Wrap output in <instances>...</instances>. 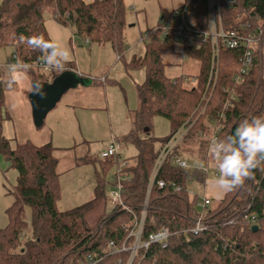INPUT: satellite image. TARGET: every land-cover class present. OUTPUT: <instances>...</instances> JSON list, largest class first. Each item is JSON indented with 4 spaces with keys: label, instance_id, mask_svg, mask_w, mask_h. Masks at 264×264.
<instances>
[{
    "label": "trees",
    "instance_id": "16d2710c",
    "mask_svg": "<svg viewBox=\"0 0 264 264\" xmlns=\"http://www.w3.org/2000/svg\"><path fill=\"white\" fill-rule=\"evenodd\" d=\"M221 0L222 19L227 30L248 33L264 28V0ZM204 10V8H201ZM48 14L56 22L74 29L75 35L91 43L110 44L120 59L124 51L126 7L123 0H3L0 5V49L11 48L18 62L28 65L34 82H52L37 74L38 64L44 54L30 48L21 37L43 34L52 40L45 25ZM150 30V43L143 57H134L125 63V69L144 70L146 80L136 84L139 107L134 111V130L124 141L131 144L138 154L129 159L124 170L129 180L124 182V204L131 213L117 207L110 213L106 209L94 226L87 216L100 208L107 199V176L119 164L98 159L85 164L95 167L96 186L91 201L61 212L58 160L52 144L36 146L31 142L11 147L10 141L0 137V155L11 163L18 173L14 193V205L8 210L9 224L0 231V264H80L89 255L103 258L100 264H127L130 251L108 254L110 243L130 248L133 239L128 238L135 221L141 219L147 200V212L142 241L161 229L175 233L167 248L150 245L138 251L133 264H264V163L253 170L251 178L243 186L228 192L225 198L202 216L207 230L198 236L183 231L192 229L194 221L201 218L197 207L199 198H191L187 186L190 179L206 183V175L200 169H182L173 160L183 156L184 147L196 144L201 160H207V141L201 133L211 134L213 126L220 127L218 139L235 132L239 123L254 116L264 115L263 69L256 56L254 67L240 83L235 78L241 71L244 50L223 49L216 81L211 77L209 45L176 50L174 36H163L162 21ZM13 54V53H12ZM187 56L198 62L196 83L182 77L166 76L164 59L167 56ZM262 59V55H261ZM67 70L69 69L66 65ZM238 99L224 110L229 95ZM3 68L0 67V136L5 117L6 96ZM211 96L208 101L203 97ZM221 113L225 118H221ZM163 117L170 122L171 134L161 141L156 150L152 133L153 119ZM192 125L174 152L165 161L157 179L182 188L160 190L155 186L147 199V185L163 146L184 126ZM30 208L31 236L25 240L28 224L25 209ZM256 217L259 230L252 231L250 219ZM232 220V225L226 220Z\"/></svg>",
    "mask_w": 264,
    "mask_h": 264
},
{
    "label": "rangeland",
    "instance_id": "374dc122",
    "mask_svg": "<svg viewBox=\"0 0 264 264\" xmlns=\"http://www.w3.org/2000/svg\"><path fill=\"white\" fill-rule=\"evenodd\" d=\"M3 0H0V5ZM126 7V27L124 29V51L122 58L110 44H85V39L75 35L74 29L56 22L50 15H45L47 32L52 39L69 49L70 62L67 67L72 71L90 77L93 83L90 87H78L69 90L48 114L41 126H36L32 106L29 99L33 86V77L25 72L23 64L18 62L15 67H9L13 49H0V67L3 68L5 81L6 106L1 138L10 141L11 147L17 144L31 142L36 146L52 144L55 148V158L58 160L61 199L58 209L65 212L81 206L93 199L96 185V171L92 164H85L89 160H100V153L108 146L112 136L121 140V157L129 160L136 157L138 152L124 138L134 130V111L139 107L136 94V84L146 80L144 70L125 69V63H131L134 57H143L146 45L140 43V38L158 26L161 19L183 6L185 0H123ZM178 53L180 46H176ZM166 76L175 79L181 68L183 74L190 78L199 73L198 62L180 56H167L164 59ZM261 67L264 77V47ZM37 74L51 81L55 73L61 71L43 70L37 68ZM102 77L108 82H104ZM9 81H12L9 86ZM112 81V82H111ZM171 134L170 122L163 117L153 119L152 133L148 136L155 139L156 150L161 141ZM196 144L184 147L182 155L191 170L206 168L208 160H201V154L196 150ZM191 158V159H189ZM206 183L195 179L190 180L187 190L193 198L200 200L204 197L211 201L208 209L215 208L226 196L219 195L214 187L217 168L209 164ZM113 169L107 176V192L114 183ZM218 172V171H217ZM18 173L11 167V163L0 155V231L9 224L8 210L14 205L15 187ZM111 184V185H110ZM106 208V203L90 212L87 221L90 226L96 225ZM30 208L25 209L24 219L28 229L24 233L23 243L31 236Z\"/></svg>",
    "mask_w": 264,
    "mask_h": 264
},
{
    "label": "built area",
    "instance_id": "2783aa9c",
    "mask_svg": "<svg viewBox=\"0 0 264 264\" xmlns=\"http://www.w3.org/2000/svg\"><path fill=\"white\" fill-rule=\"evenodd\" d=\"M90 1V0H88ZM232 3V0H228ZM204 8L202 10L201 8ZM161 33L163 36H174L176 43L181 48L195 47L197 50L203 48L204 45H209L210 56H211V77L210 83L216 81L219 72L220 56L223 49L236 51L244 50V54L241 58V71L240 74L235 78V83H240L241 80L249 74L251 69L255 65L256 56H259V62L261 64V55L264 47V28H260L248 33H241L235 30L225 29L222 10L221 0H185L183 6L176 9L169 19L162 21ZM149 31L145 37L140 38V43L148 45L150 43ZM86 45H90L91 42L86 39L84 40ZM11 63L9 67L15 66L18 63V57L13 52L11 57ZM187 56H183V60H188ZM39 69L48 71L44 64V59L35 65ZM50 71V70H49ZM72 71V70H65ZM63 71V72H65ZM62 72V73H63ZM77 73V72H76ZM78 74V73H77ZM182 77L185 81L196 83V77H188L183 74L181 68L176 78ZM211 96L203 97V101H208ZM238 96L232 91L229 95L224 110H227L233 102L237 101ZM221 118H225V114L221 113ZM192 125L184 126L179 132H177L171 139L163 146L156 164L153 168L151 177L147 185V199L150 196L152 189L157 186L160 190L167 187L172 188L175 191H181L182 188L175 183L167 184L163 180L157 179L161 167L168 159L169 156L174 152L177 145L186 136ZM220 127L214 125L211 134L201 133V138L208 143L207 147V160L206 168L202 171L205 175L209 172V164L215 165L209 152L210 144L214 139H218ZM122 144L121 140L115 136H112L108 146L100 153V160L104 162H117L119 165L115 168V177L113 187L107 192L106 199V211L110 213L117 207H121L122 210L131 213L132 210L128 208L123 202L124 182L129 180L127 176L122 173V170L130 165L128 160H123L121 157ZM173 164L182 168L190 169L187 161L183 156L177 157L173 160ZM124 175V176H123ZM219 173L214 172V176L218 177ZM193 180V179H190ZM211 205V201L204 197L202 200L199 199L197 207L201 214V218L194 221L195 226L190 229L183 231V234L191 233L194 236H198L207 230V225L202 219V216L208 211V207ZM142 217L137 219L134 223L132 231L128 238L133 239V244L130 248L126 247L125 244L122 247H118L114 242L110 243L108 248V254L114 255L121 252L130 251L131 255L127 264H133L137 256V253L142 248H148L150 245H159L162 248H167L170 238L175 234L171 233L168 229H161L148 236L146 242L142 241L143 238V227L145 216L147 212V200L145 206L142 208ZM256 217L250 219L252 226L257 225ZM234 221L226 220V224L232 225ZM103 258L89 255L86 260L80 264H100Z\"/></svg>",
    "mask_w": 264,
    "mask_h": 264
},
{
    "label": "clouds",
    "instance_id": "9594fccd",
    "mask_svg": "<svg viewBox=\"0 0 264 264\" xmlns=\"http://www.w3.org/2000/svg\"><path fill=\"white\" fill-rule=\"evenodd\" d=\"M33 50L44 54V64L48 70L65 71L71 53L61 44L46 40L43 34L21 37ZM15 67V66H13ZM25 72L28 65L23 66ZM12 81H9L11 86ZM32 93L45 98L44 85L35 82ZM210 156L219 173L214 187L219 195L227 194L245 183L253 175V170L264 163V115L243 119L235 132L223 139H214L209 148Z\"/></svg>",
    "mask_w": 264,
    "mask_h": 264
},
{
    "label": "water",
    "instance_id": "95a60500",
    "mask_svg": "<svg viewBox=\"0 0 264 264\" xmlns=\"http://www.w3.org/2000/svg\"><path fill=\"white\" fill-rule=\"evenodd\" d=\"M35 83V82H34ZM33 83V84H34ZM44 85L47 93L45 98L30 93L29 99L32 106V113L36 126H41L48 114L57 106L62 97L72 89L78 87H90L92 79L83 77L75 71H65L57 76L52 82H39ZM259 230L257 225L252 227L253 233Z\"/></svg>",
    "mask_w": 264,
    "mask_h": 264
},
{
    "label": "crops",
    "instance_id": "0c3cea01",
    "mask_svg": "<svg viewBox=\"0 0 264 264\" xmlns=\"http://www.w3.org/2000/svg\"><path fill=\"white\" fill-rule=\"evenodd\" d=\"M75 72H76V70H75ZM77 73L79 74L80 72H79V70L77 69ZM79 75H81V74H79ZM81 76H83V77H87V78H90V77H92V76H84V75H81ZM91 79V78H90ZM102 80L105 82H108L109 81V79L108 78H106V80L104 79V77H102ZM112 82V81H111ZM33 83V82H32ZM92 83H93V80H92ZM46 145V144H45ZM184 157V156H183ZM189 159H191V158H189ZM127 168V167H126ZM126 168H124L123 170H122V173L124 172V170L126 169ZM124 176V175H123ZM114 179H116V177H115V172H114ZM111 185V184H110ZM96 186V185H95ZM111 188L113 187V183H112V186H110ZM110 188V189H111ZM94 190H95V187H94ZM93 197H94V195H93ZM92 200V199H91Z\"/></svg>",
    "mask_w": 264,
    "mask_h": 264
}]
</instances>
